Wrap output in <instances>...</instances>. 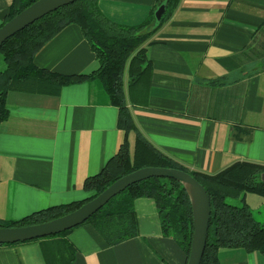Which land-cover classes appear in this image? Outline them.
I'll use <instances>...</instances> for the list:
<instances>
[{"label":"crops","instance_id":"0c3cea01","mask_svg":"<svg viewBox=\"0 0 264 264\" xmlns=\"http://www.w3.org/2000/svg\"><path fill=\"white\" fill-rule=\"evenodd\" d=\"M11 1L0 0V25ZM155 2L99 0V7L115 21L137 24ZM147 55V104L129 106L145 138L189 171L216 173L239 160L264 164V0H180L150 38ZM34 61L67 74L98 65L73 24ZM6 107L8 117L0 122V219L88 197L84 180L102 169L124 137L116 127L117 108L100 83L64 85L57 95L11 91ZM244 197L252 211L264 209L263 197ZM133 207V237L108 244L82 223L59 238L0 244V264H49L54 252L62 263L73 254L71 264H186L182 248L162 234L154 201L138 197ZM218 258L220 264H264V253L243 248H220Z\"/></svg>","mask_w":264,"mask_h":264},{"label":"trees","instance_id":"16d2710c","mask_svg":"<svg viewBox=\"0 0 264 264\" xmlns=\"http://www.w3.org/2000/svg\"><path fill=\"white\" fill-rule=\"evenodd\" d=\"M34 1L12 0L4 22ZM162 1L156 0L141 22L128 24L106 16L99 7V0H76L45 14L2 42L0 53L5 67L0 69V122L8 117L6 98L11 91L57 95L64 85L97 80L109 102L117 108L116 127L124 137L102 169L84 180L83 188L89 192L88 197L49 206L19 219H0V227L52 220L75 210L129 172L146 166L166 167L188 172L209 196V230L200 264H220V248L264 253V224L255 218L244 197L254 193L264 198V181L260 177L264 173V164L239 160L216 173L189 171L145 138L131 116L129 106L146 105L148 100L152 73L147 55L150 38L180 2L165 0V12L160 23L153 27V11ZM70 24L78 26L89 43L98 63L96 69L67 74L38 66L34 61L36 53ZM206 83L214 85L220 81L207 80ZM130 134H133L132 144ZM138 197H149L154 201L162 234L176 241L187 261L193 231L191 204L182 184L172 178L150 177L127 186L83 223L90 224L108 244L133 237L138 233L133 207L134 199ZM229 198L239 199L240 204L228 201ZM69 230L44 238H59ZM48 258L49 264H71L73 254L63 263L56 252Z\"/></svg>","mask_w":264,"mask_h":264},{"label":"water","instance_id":"95a60500","mask_svg":"<svg viewBox=\"0 0 264 264\" xmlns=\"http://www.w3.org/2000/svg\"><path fill=\"white\" fill-rule=\"evenodd\" d=\"M76 0H35L19 13L0 25V45L15 32L23 29L45 14ZM166 2H160L153 11V27L165 12ZM150 177L172 178L182 184L192 211V237L186 264H200L207 241L210 221V200L204 187L188 172L175 168L146 166L116 179L94 198L62 216L27 226L0 227V244H13L43 238L69 230L82 224L111 197L127 186ZM264 181V173L260 175Z\"/></svg>","mask_w":264,"mask_h":264},{"label":"rangeland","instance_id":"374dc122","mask_svg":"<svg viewBox=\"0 0 264 264\" xmlns=\"http://www.w3.org/2000/svg\"><path fill=\"white\" fill-rule=\"evenodd\" d=\"M5 67L2 55L0 53V69H3ZM131 139V138H130ZM132 141V140H131ZM132 144V142H131ZM228 201H236L238 204H240L239 199L236 198H229ZM253 209V214L255 216V218L262 224H264V209L263 210H257V208H252Z\"/></svg>","mask_w":264,"mask_h":264}]
</instances>
